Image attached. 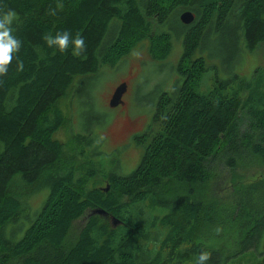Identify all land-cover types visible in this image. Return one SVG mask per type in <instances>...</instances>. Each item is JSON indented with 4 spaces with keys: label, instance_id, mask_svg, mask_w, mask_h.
<instances>
[{
    "label": "trees",
    "instance_id": "16d2710c",
    "mask_svg": "<svg viewBox=\"0 0 264 264\" xmlns=\"http://www.w3.org/2000/svg\"><path fill=\"white\" fill-rule=\"evenodd\" d=\"M10 9L22 46L0 76V264H196L201 251L207 264H234L246 251L263 253L264 176L241 182L234 171L264 159V0H0V13ZM179 10L193 20L182 24ZM63 31L85 40L79 57L42 39ZM216 33L242 50L261 48V69L245 78L216 67L203 48ZM171 35L181 47L176 79L131 137L134 168L103 171L87 131L66 151L53 137L64 121L59 101L144 39L164 59ZM220 170L232 176L221 200L203 195ZM17 187L45 190L23 227Z\"/></svg>",
    "mask_w": 264,
    "mask_h": 264
},
{
    "label": "rangeland",
    "instance_id": "374dc122",
    "mask_svg": "<svg viewBox=\"0 0 264 264\" xmlns=\"http://www.w3.org/2000/svg\"><path fill=\"white\" fill-rule=\"evenodd\" d=\"M185 11V10H182ZM179 10L177 15L182 12ZM235 40L225 41L220 34L209 36L203 48L213 58L216 67L222 68L227 74H238L249 78L254 71L263 66V54L259 47L252 52L237 47ZM181 51L179 37L171 35V46L168 55L161 60H154L147 50V41L137 43L130 51L112 65H100L98 74L90 80L86 88L79 90V96L73 95L69 100L59 101L64 121L55 131L53 137L66 146L77 133L89 132L96 138L97 148L94 149L96 163L99 161L105 167L103 171L118 174L129 173L136 165L140 149L131 140L134 134L142 132L150 122L153 103L158 92L169 90L176 79L174 66ZM218 70V69H217ZM126 84L122 95V105L113 108L107 106V101L113 88L119 83ZM110 160L112 163L110 164ZM235 179L248 182L259 176H264V159L253 158L251 162L234 171ZM232 176L227 170L216 171L203 189V195L214 196L221 200L224 187L228 186ZM96 185H103L98 183ZM19 188V194L24 196L19 211L18 221L22 227L36 211L45 197V190ZM27 193V194H26ZM80 220L73 223V228L80 225ZM16 227H18L16 225ZM9 233L6 231L5 235ZM22 232L14 230L13 238L18 239ZM261 254L246 251L239 256L234 264L264 263V246L259 247Z\"/></svg>",
    "mask_w": 264,
    "mask_h": 264
},
{
    "label": "clouds",
    "instance_id": "9594fccd",
    "mask_svg": "<svg viewBox=\"0 0 264 264\" xmlns=\"http://www.w3.org/2000/svg\"><path fill=\"white\" fill-rule=\"evenodd\" d=\"M63 4L60 3L55 9H49L50 15H56L57 10H62ZM17 18V13L14 10H8L0 13V76L7 74L8 67L11 64L13 57L19 52L22 42L13 34V22ZM46 45L50 48H56L59 52H67L70 45L72 47V55L79 57L86 50V44L83 37L77 34L72 37L68 31L57 32L55 36L46 34L42 37ZM17 70L23 71V63L18 61ZM219 231V229H217ZM211 258L206 251H201L198 255L196 264H207Z\"/></svg>",
    "mask_w": 264,
    "mask_h": 264
},
{
    "label": "water",
    "instance_id": "95a60500",
    "mask_svg": "<svg viewBox=\"0 0 264 264\" xmlns=\"http://www.w3.org/2000/svg\"><path fill=\"white\" fill-rule=\"evenodd\" d=\"M178 19L182 24H188L193 20V14L190 11L185 10L178 14ZM125 90H126V84L124 82H121L118 85H116L110 94V97L107 101V106L113 108L117 105H122L123 101L121 99V96L125 92ZM106 188L107 187H105L104 189ZM91 213H97L104 216L106 215V212L103 211L102 209H94L91 211ZM109 219L112 225L117 223V220L114 217L109 216Z\"/></svg>",
    "mask_w": 264,
    "mask_h": 264
},
{
    "label": "flooded vegetation",
    "instance_id": "af4514ba",
    "mask_svg": "<svg viewBox=\"0 0 264 264\" xmlns=\"http://www.w3.org/2000/svg\"><path fill=\"white\" fill-rule=\"evenodd\" d=\"M123 95V94H122ZM121 98H122V96H121Z\"/></svg>",
    "mask_w": 264,
    "mask_h": 264
}]
</instances>
